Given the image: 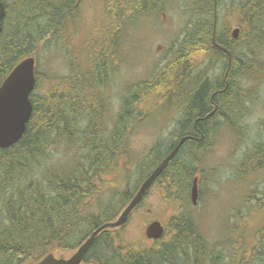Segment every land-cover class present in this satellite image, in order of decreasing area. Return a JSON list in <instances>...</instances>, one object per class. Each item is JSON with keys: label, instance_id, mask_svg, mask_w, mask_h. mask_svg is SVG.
<instances>
[{"label": "trees", "instance_id": "obj_1", "mask_svg": "<svg viewBox=\"0 0 264 264\" xmlns=\"http://www.w3.org/2000/svg\"><path fill=\"white\" fill-rule=\"evenodd\" d=\"M0 1L6 9L0 34L1 84L11 69L33 56L39 46L46 48L51 41L59 43L67 36L83 0ZM166 1L103 0L99 38L94 39L98 50L90 52L78 72L69 63L66 76L44 93L38 92L35 61L32 114L25 132L14 145L0 148V264H35L49 253L74 251L98 226L117 218L142 181L184 136L192 139L183 142L149 187L158 184L177 205V214L164 224L162 237L142 247L124 240L121 230H103L90 245L84 262L264 264V219L253 232L250 246L242 242L231 250L205 238L194 219L190 198L193 179L197 177L199 187L198 177H205L203 159L221 133L246 146L235 183L245 180L249 172L264 170V120L256 140L248 141L243 134L247 129L243 120L250 110L244 82L263 75L264 0H238L233 5L244 24L239 28L241 39L220 30L223 0H185L188 27L175 44L172 83L162 82L164 74L160 73L152 79L158 80L154 87L146 80L130 84L110 126L93 114L94 104L103 108L105 80L109 82L111 77L109 64L118 62L129 31L145 16L163 11ZM213 41L228 53L217 50ZM200 50L220 66H211L202 74L189 71ZM87 89L95 94L90 104L84 98ZM150 94L164 102L162 109L154 112L142 106ZM163 112L178 115L172 120V136L157 139L144 151L133 150L134 131L153 113ZM65 147L68 157L63 160ZM251 198L252 192L247 195ZM246 209L264 214V192L246 203Z\"/></svg>", "mask_w": 264, "mask_h": 264}, {"label": "rangeland", "instance_id": "obj_2", "mask_svg": "<svg viewBox=\"0 0 264 264\" xmlns=\"http://www.w3.org/2000/svg\"><path fill=\"white\" fill-rule=\"evenodd\" d=\"M6 1L10 3L9 0ZM237 2L238 0H223L221 5L223 7L219 10L221 18L219 26L220 30L226 29L231 34L233 29L238 28L236 37L239 35L241 39L243 35L239 32V28H244V24L233 7ZM185 7V0H167L163 11L145 16L134 30L129 31L118 62H112L114 64L112 66L109 64L111 77L109 82L108 79L105 80L108 86L105 88L101 102L103 108L99 107L100 103L92 106L93 114L101 123L111 125L112 116L119 109L121 99L130 84L146 80L151 81L147 84L154 87L158 80L152 79L160 73L164 74L162 82L164 80L167 84L172 83L174 76L172 77L170 73L175 74L176 66L171 61L178 48L175 44L188 27L189 11ZM78 10V17L74 23H71L73 27L72 30L70 28L67 36H62L59 43L57 40L51 41L48 44L50 46L47 45L46 48L44 45L39 46L33 53L40 77L38 92L44 93L49 87L52 88L53 83L57 84V81H61L66 76L69 63L74 65L78 72V68H81L80 64L89 59L90 52L94 49V51L98 50V43L94 42V39L99 38L98 28L103 11V0H83ZM208 56L206 52L200 50L197 61L193 62L192 66H188L189 71L193 74H202L211 66H220L218 60ZM89 67L90 65L87 64L88 70ZM261 67L263 75L257 74L256 77L252 76L244 82L248 89L246 95H250L247 102L250 110L243 120V124L247 125V129H244L246 133L243 131V134L248 141L255 138L256 131L264 120V51ZM218 71L220 70L217 69L216 74ZM208 73L212 77V72ZM213 74L215 75V72ZM85 91L87 94L84 98L90 104V99H93L95 94H89V89ZM150 95L142 106L151 107L154 112L162 109L164 102ZM175 116L176 114L167 112L153 113L152 117L144 120L132 134V149L144 151L157 139L171 137V132L174 130L172 120ZM242 136H239L240 139ZM212 142L211 149L202 162L205 177H198L200 185L197 203L193 207L194 219L211 244L226 245L231 250L232 247H239L242 242L250 246L254 242L253 232L260 225L259 221L264 219V214L259 211H249L246 209V203H252L254 198H258L260 193L264 192V170H259L257 173L249 172L243 177V179L247 177L245 180L235 183L234 179L240 175V170L237 169L244 158L246 146H243L236 137L230 138L225 133L216 136ZM62 154L63 160H66L68 157L66 147L62 149ZM251 192L254 193V198L247 199V195ZM146 194L139 207L129 215L125 225L117 228L121 230V237L124 240L142 247L149 246L154 240L148 239L144 234L149 222L159 220L166 225L177 214V205L168 199L166 190L158 184H154ZM71 252L73 251H57L54 255L68 256Z\"/></svg>", "mask_w": 264, "mask_h": 264}, {"label": "water", "instance_id": "obj_3", "mask_svg": "<svg viewBox=\"0 0 264 264\" xmlns=\"http://www.w3.org/2000/svg\"><path fill=\"white\" fill-rule=\"evenodd\" d=\"M6 14L4 4L0 1V34L2 22ZM238 28L232 30L235 38ZM212 45L219 51H228L215 43ZM35 87V58L27 56L20 60L7 74L0 84V148H7L17 143L23 136L26 125L32 114L30 95ZM192 139L190 136L180 137L175 147L159 162L151 173L142 181L135 195L122 209L117 218L105 222L93 230L89 236L68 256H56L49 253L35 264H94L84 262V256L95 237L103 230L117 229L125 224L129 215L136 208L145 196L151 184L161 174L168 162L175 156L184 141ZM198 197L197 178L193 179L190 198L193 205H196ZM164 233V226L159 220L149 222L144 234L148 239H160Z\"/></svg>", "mask_w": 264, "mask_h": 264}, {"label": "bare ground", "instance_id": "obj_4", "mask_svg": "<svg viewBox=\"0 0 264 264\" xmlns=\"http://www.w3.org/2000/svg\"><path fill=\"white\" fill-rule=\"evenodd\" d=\"M163 66H164V65H163ZM196 178H197V177H196ZM153 185H154V184H153ZM153 185H152V186H153ZM175 190H176V189H175ZM146 195H147V194H146ZM127 220H128V219H127ZM155 241H156V240H155Z\"/></svg>", "mask_w": 264, "mask_h": 264}]
</instances>
